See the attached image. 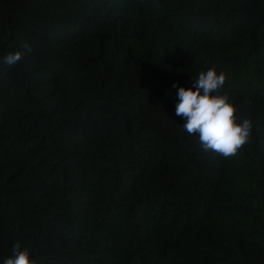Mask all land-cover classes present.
Listing matches in <instances>:
<instances>
[{
    "label": "trees",
    "instance_id": "obj_1",
    "mask_svg": "<svg viewBox=\"0 0 264 264\" xmlns=\"http://www.w3.org/2000/svg\"><path fill=\"white\" fill-rule=\"evenodd\" d=\"M209 68L253 124L227 159L175 114ZM16 242L34 264H264V0H0V264Z\"/></svg>",
    "mask_w": 264,
    "mask_h": 264
},
{
    "label": "clouds",
    "instance_id": "obj_2",
    "mask_svg": "<svg viewBox=\"0 0 264 264\" xmlns=\"http://www.w3.org/2000/svg\"><path fill=\"white\" fill-rule=\"evenodd\" d=\"M24 51L8 53L2 62L14 66L21 62L31 46L21 44ZM226 81L223 72L219 74L214 68L201 71L193 81V87H179L175 114L185 122L182 125L189 135H197L201 147L227 159L235 156L248 143L252 133V121L237 118L236 107L229 96L220 94ZM174 87L176 85H173ZM193 88L195 90H193ZM3 264H34L27 249L21 250L19 242L12 248V256L4 259Z\"/></svg>",
    "mask_w": 264,
    "mask_h": 264
}]
</instances>
